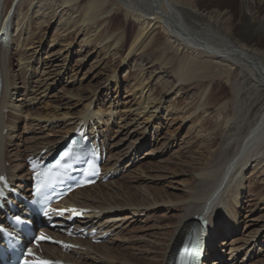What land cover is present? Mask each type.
<instances>
[{
  "label": "bare ground",
  "instance_id": "bare-ground-1",
  "mask_svg": "<svg viewBox=\"0 0 264 264\" xmlns=\"http://www.w3.org/2000/svg\"><path fill=\"white\" fill-rule=\"evenodd\" d=\"M9 1L0 0V71L3 81L0 96V176L7 174L15 187H22L28 183L31 174L27 170V157L38 154H41L43 158L52 156L57 149H61L69 143L68 137L66 139L65 137L70 134V131L67 130L66 134L54 139L50 135H36L35 138L40 136L38 141L26 145L28 149L22 151L20 155L17 154V160L12 159L10 146L13 144L14 138L20 135H17V123L12 119L11 113L13 110L18 113L24 112L25 102H20V105H17V100L14 98L19 93L21 85L17 78L18 74L11 73L10 70V65H12L9 64L12 55L10 46L13 45L16 37H18V45L21 43L23 30L31 31L28 25L25 28V24L30 22L27 20L28 12L34 0H11V4ZM40 1L42 0H38L37 4ZM116 3L124 6L125 11L123 10L122 13L125 12L127 17L139 27L126 56H123L122 53L130 36L129 33L132 34V32L129 31L127 24L114 22L118 15L114 11ZM24 4L29 7L26 12L22 10ZM60 4L63 6L59 15L60 19L64 20L65 15L69 12L70 16L66 19L67 25L71 21L74 23L67 26L68 30L65 33L68 35L66 36H71L70 33L74 32L76 37L80 36L83 39L81 49L77 51L78 54L85 47H87L86 52L92 51L94 46L101 47L108 53L111 51L112 57L119 58L120 66L124 64L126 69L139 66L143 70L146 57L141 55V52L151 44L157 46V39L160 35L165 36L166 43L174 44L180 50L185 51L184 60L180 62L178 70L172 74L174 81L169 76L171 58L160 62L157 67L153 65L152 70L148 72L147 80L149 82L145 86L142 85L140 94L143 95L147 88V93L152 92L153 88L150 87H153L157 81H162L167 90L161 94L159 102L157 101L158 95L150 94L139 103L141 105L139 109L142 111L136 110L137 113H133L132 117L135 120L142 113L147 112L150 105H154L151 108H162L166 103L171 102L170 110L173 112L174 110L176 113L184 110L183 106L180 107L178 99L180 95L184 96V91L188 88L190 92L192 85L202 88L198 104L193 108L192 113L198 114V112L204 111L206 117L214 114V118H205L206 120L201 125L204 131L197 132L206 158L200 160L199 157H192L188 162L187 165L195 164L197 167L190 168L188 175L191 176V179L189 184L184 185V188L180 190L185 193L181 198L177 197V191L180 188L175 185L177 191L165 190L164 197L160 194L161 190L158 187L146 186L143 191L138 188L132 191L131 187L123 186L120 189L115 185L117 188L114 189L112 186L122 178H115L106 183L98 182L89 187L78 189L65 200L66 204L91 208L94 212L88 214L86 219L79 220L76 223V228L87 227L90 232L96 230L95 237L107 235L112 231L116 234L115 237L108 240L107 245H105L106 243L96 245L91 243L92 241L76 239L82 246L87 247L88 251L74 248L71 252H64L59 247L50 245H44V247L56 258L62 257L80 264H90L87 262L90 259L100 264H180V253L193 228L196 239L203 243V259L200 264H208L209 259H204L208 244L212 245L214 241L211 233L215 231L214 236L220 233L224 234L227 224L230 227L233 225L238 227L239 210L237 206L240 204L238 198L240 194L243 197L245 194L242 193V190L246 168L255 162L252 176L260 175V178L264 180V49L260 48L254 40L255 34H264V0H220L217 6L213 4L211 6L198 5L196 0H61ZM75 7L78 9L74 10ZM72 10L73 12H71ZM52 11L54 16L58 14L57 9L54 8ZM117 11L120 13L119 10ZM76 13L78 15L73 17ZM22 14L25 15L23 19L20 18ZM17 17L18 22L16 21L17 25H15ZM13 25H15L16 31L20 29L19 33H14ZM156 31H159L160 34ZM66 36L63 41L66 43V47L60 48L57 55L62 56V52L68 47L66 52L68 55L75 53L73 45L75 40H67ZM60 38L62 40V37L57 35L55 40H51L52 44L55 45L54 41L57 42ZM11 41L12 45L9 44ZM34 44L35 42L31 45ZM23 45L24 43H22ZM36 53L35 51L34 54ZM68 55L65 56L66 61ZM34 56L29 57L28 60H34V62L37 60V63H40L41 60L44 61L41 58V53L35 58ZM84 59L82 58V62ZM50 62L52 61L46 62L45 65L49 66ZM31 66L30 63L23 69L29 72ZM117 70L118 68L113 69L109 77L111 80L116 79L115 83L118 86L120 78L117 75ZM61 72L60 70L58 75ZM212 75H221L229 79L234 91L229 105L231 112H221L225 101L219 102L212 92V82L208 80ZM41 80L38 87L42 89L50 90L54 84V81L50 83L49 79L41 78ZM110 89L111 87H109ZM69 92L71 93V90ZM32 102L34 103L35 100ZM216 103L218 104L215 105ZM88 107L83 114L89 113L87 112ZM225 108L228 109V106ZM91 112L94 116L97 115V113ZM220 112L221 114H219ZM83 114L79 115L80 118L77 119L75 126L70 129L86 128L94 134L95 139L92 141L108 147V155L104 160L106 162L105 170L106 173L112 172L117 177L118 173L125 169V166L121 167L120 163L129 155L132 147L125 149L124 151L128 150L125 154L124 151L114 152L115 144L109 143L111 138L106 133L97 134L94 127H92L93 130H90V126H88L91 122L90 118ZM44 118L50 122L54 121L57 116L54 118L38 116L37 120L41 121ZM211 121L216 122L212 127L208 126ZM131 122L129 123L132 124ZM42 130L44 131V128ZM138 131H134L132 138ZM147 132V129L146 131L142 130V135H136L135 138H138H134L131 143L136 146L148 143L150 139L146 136ZM221 134V139L217 141L218 135ZM26 140H23V145L27 142ZM121 144L123 145L122 141ZM165 144L164 148L157 147L158 149L154 150V155L169 153L171 151L170 143ZM102 148L104 149L103 146ZM183 148L182 145L179 150L174 151V154H180ZM178 160H180L179 157ZM7 162H11V166L6 165ZM137 177H139L137 182L148 180V176L143 174ZM161 178L168 179L169 177L167 174L162 175ZM256 188L257 184L251 186L249 191L254 194L257 192ZM19 190L24 193L23 188ZM262 193L264 192L259 191V194ZM126 196L129 197V200L137 202L128 203L129 201L123 200ZM15 202L18 200L15 199ZM20 206L22 203L18 207ZM221 207L223 210L220 209ZM160 208H164L169 213L178 211V216L167 217L166 220L170 223H165V225L159 224L157 227L153 224L150 225L147 228L150 231L147 233L143 228L141 232L130 231L132 234L136 233L135 235L125 234L128 229L124 227V220L129 215L147 217L144 221L146 222L155 218L156 213L151 214ZM21 213L22 211L18 214ZM115 241L129 243L133 252L128 253L127 249L108 246ZM125 247L127 248V246ZM97 253H101V257H98ZM218 260L220 262V259H216L209 264H221Z\"/></svg>",
  "mask_w": 264,
  "mask_h": 264
},
{
  "label": "rangeland",
  "instance_id": "rangeland-1",
  "mask_svg": "<svg viewBox=\"0 0 264 264\" xmlns=\"http://www.w3.org/2000/svg\"><path fill=\"white\" fill-rule=\"evenodd\" d=\"M10 1L9 4H11ZM37 1L38 0L33 1L30 10L27 4H24L22 8L25 12L29 10L27 20H30V22L25 24V28L28 25L31 31L29 32L27 29L23 30L24 34L19 45L17 43L18 37L15 38L13 45L12 41L9 42V44L12 45L10 46L12 53L9 62V64H12L10 65V70L11 73L18 74L17 78L21 85L19 93L15 95L14 98L17 100V105H20V102H25L23 106L24 112L18 113L13 110L11 113L12 119L17 123V135H20L14 138V142L10 146V148H12V159L14 161L17 160V154L20 155L22 151L24 152L28 149L26 145L38 141L37 139H39L40 136L35 138L36 135H50V137L54 139L55 137L59 138L66 134L67 130H69L70 133L73 132L74 130L70 128L75 126L78 121L77 119L80 118L83 112H85L86 107L89 106L87 108V112L89 113H85L83 116L90 118L91 122L88 125L90 126V130H93L92 127H94L97 134L106 133L107 136L111 138L110 142L108 138V142L113 145L115 144L114 152H122L128 147H132V151L129 155L120 163V166H125V169L119 172L117 177L114 174L111 176L112 180L115 178L122 179L117 180L114 186H111L114 187V189L117 187L122 189L123 186L131 187L132 191H134L135 188L143 191V188L146 186L158 187V189L161 190L160 194L164 197L163 193L166 192L165 190L169 192L177 191V188L174 187L175 185L180 188L179 191H177V197L181 198L185 193L180 190L184 188V185L189 184L191 179V176L188 175L190 168L197 167L195 164L187 165L188 162L192 157H199L200 160L206 158V153H203L202 146L199 143L197 132L204 131L201 125L206 120L205 118H214V114L206 117L204 111H200L198 114L192 113L194 111L193 108L198 104L202 88L192 85L190 92L189 88L184 91V96L180 95L178 99L180 101V107L183 106L182 108H184V110H180L177 113L176 110H174V112L170 110L172 104L170 102L166 103L162 108H151L154 105H150L147 112L142 113L136 120L132 115L137 113L136 110L142 111L139 109L141 108L139 103L144 101L146 97H149L150 94L154 96L158 95L157 101L159 102L161 94L167 90L162 81L156 80V84L150 87L151 89L153 88L152 92L147 93V88L143 95L140 94L141 88L143 87L142 85L144 84L145 86V84L149 82L147 80V78H149L148 72L152 70L153 65L157 67L160 62L171 58L172 62L169 65V76H171V80L174 81V76L172 74L178 70L180 62L184 60L183 58L186 56L185 51L180 50L174 44L166 43L167 40L165 36L160 35L157 39V46L151 44V46L145 48L141 52V55L143 54L146 57L143 70L139 68V66L132 67L131 69H126V65L124 64L120 66L119 58L112 57L113 53L111 54V51L108 53L101 47L97 48L94 46L92 47L93 50H88V52H86L87 47H85L84 50L78 54L77 51H80L83 39H81L82 37L80 36L76 37L73 30H71V32H73V34L70 33L71 36H66L68 35L65 33L66 30H68L67 26L73 25L74 23L71 21L67 25L66 19L70 16L69 12H67L64 17L65 21L60 19V11L63 8L60 4L61 0H42L38 4ZM218 2H220V0H196L198 5L206 4L207 6H211L212 4L217 6ZM116 4L114 11H116L118 15L114 22L116 21V24H127L129 31L132 32V34L128 32L130 36L123 49L122 55L126 56L130 51L131 43L134 41L139 27L127 17L125 12L122 13L123 10L125 11L124 6L120 3ZM54 8L58 11V14L55 15L56 17L54 13H52ZM77 9L78 7L74 8V10ZM117 10H119L120 13ZM71 12H73V10ZM77 15L76 13L73 17ZM24 16L25 15L22 14L20 18L23 19ZM16 21L18 22V17L15 20V25H17ZM15 25H13V31H15L14 33H19L20 29L16 31ZM77 27L78 25L76 28ZM156 32L160 34L159 31ZM101 34H103V32H101ZM57 35H60L62 40L61 38L59 40L57 39L58 41H54L55 45H53V41L51 40H55L54 38ZM65 36L67 40H75L73 43L75 46V53L73 55H68V53H66L69 47L62 52V56L60 54L57 55V51L60 48L66 47V43L63 42ZM254 40L259 44L260 48L264 49V34H255ZM33 41L35 44L31 45L34 43ZM50 41L51 43H49ZM22 43H24V47ZM57 44L62 45L57 46ZM35 51L37 52L36 54H34ZM39 53H41V58H43L44 61L41 60L40 63H37V60L35 62L34 60H28V58L33 55H35L34 58L37 57ZM67 55L68 60L66 61L65 56ZM82 58H85L83 62ZM49 61H52L50 62L51 64L49 66L45 65L47 64L46 62ZM30 63L32 66L29 68V72H27L23 67ZM115 68H118L117 75L120 78L118 86L115 83L116 79L111 80L109 77ZM60 70L62 72L58 75ZM41 78L51 80L50 83L54 81L50 90L38 87V83H40V81L42 82ZM208 80L212 82V92L219 102L225 101L221 107V112H231L229 105L234 91L232 90L229 79L221 75H212ZM109 87H111L110 90ZM70 90L71 93L69 92ZM32 100H35V102L33 103ZM217 104L218 103L215 105ZM227 106L228 109L225 108ZM91 111L97 113V115L94 116ZM221 112L219 114H221ZM38 116L53 118L57 116V118L54 121L47 122L45 118V120H37ZM215 123V121H211L208 126L212 127ZM42 128H44V131ZM146 129L148 130L146 136L149 137L150 141L138 146L132 144L131 141L135 136L138 134L141 136L142 130L146 131ZM134 131L138 132H136L132 138ZM67 137L68 135L65 139ZM218 137L217 141L221 139L222 134L218 135ZM137 138L138 137L135 139ZM23 140L27 141L24 145ZM167 142L170 143L169 147H171V151L165 154L154 155V150L160 148V146L164 148ZM182 145L184 148L180 151V154L175 155L174 151L179 150ZM127 151H124V154ZM177 156L180 160H178ZM136 157L137 159H135ZM255 164L254 162L253 165L246 168L244 172L245 178L243 180L244 187L242 193L244 192L245 194L244 197L240 194L238 198L240 201V204L237 206L239 210L237 216L238 227H235V225L230 227V225L227 224V229L224 231V234L220 233L214 236L216 232L214 231L211 233L214 241L212 245L210 243L208 244L206 257L204 259H209L208 264L216 259H220V262L219 260L218 262L221 264H264V193L259 194V191L264 192V180L260 178V175H256V178L252 176V170ZM6 165L11 166V162H7ZM140 174L148 176V180L145 182H137V178H139L137 176ZM167 174L169 177L168 179L161 178L162 175ZM255 184H257V192L253 194L249 191V188ZM146 194H148V191H146ZM128 198L129 197L126 196L123 200L129 201L128 203L137 202L131 201ZM224 208L226 207L224 206ZM220 209L223 210V207ZM155 211L156 212H152L151 215L156 213V217L146 222L144 221L147 217H134L132 214L129 215L130 217L128 216L127 219L124 220V227L128 229L125 231V234L132 236L136 233L132 234L130 231L141 232L143 228L146 229L147 233L150 231V229L147 230L150 225H156L155 227L159 226V224L165 225V223H170V221L166 220L167 217L174 215L175 217L178 216V211L169 213L164 208ZM193 230L192 228L191 231L193 232ZM191 231L190 233L192 234ZM107 235L108 237L104 242L93 243L96 245L106 243L105 245H107L108 240L115 237L116 234L108 233ZM108 246L127 249L128 253L133 252L132 246L126 242L122 243L121 241H115L110 245L108 244ZM125 246H127V248ZM84 251L88 250L86 249ZM97 255L101 257L102 254L97 253ZM87 262L90 264H100L92 259ZM112 263L114 262L112 261Z\"/></svg>",
  "mask_w": 264,
  "mask_h": 264
},
{
  "label": "snow or ice",
  "instance_id": "snow-or-ice-1",
  "mask_svg": "<svg viewBox=\"0 0 264 264\" xmlns=\"http://www.w3.org/2000/svg\"><path fill=\"white\" fill-rule=\"evenodd\" d=\"M3 179H4V177L0 176V180H3ZM46 187H48L47 184H43L42 185V184L38 183L37 187H36V195L40 196L42 194L43 189L46 188ZM45 215H47V213H45ZM41 239H46V238L45 237H41ZM29 254H31V252Z\"/></svg>",
  "mask_w": 264,
  "mask_h": 264
}]
</instances>
